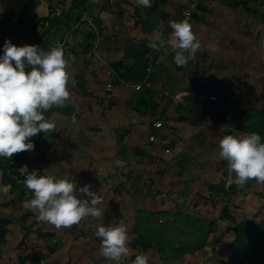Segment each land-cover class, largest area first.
<instances>
[{
  "label": "crops",
  "instance_id": "crops-1",
  "mask_svg": "<svg viewBox=\"0 0 264 264\" xmlns=\"http://www.w3.org/2000/svg\"><path fill=\"white\" fill-rule=\"evenodd\" d=\"M189 7L201 47L177 65L169 21L185 19ZM0 9V45L63 46L70 87L69 99L45 111L56 127L33 136V150L0 157V264H113L99 252L96 226L121 218L130 254L120 264L140 252L149 264L229 263L222 210L240 222L264 204V183H233L218 158L219 139L251 133L264 107V0H153L150 8L136 0H0ZM84 10L91 26L79 22ZM156 29L165 41L158 49L149 44ZM151 49L158 53L149 82L135 91L133 71ZM12 158L10 173L26 167L89 183L104 197V215L60 229L37 220V210L23 207L33 193L21 194L6 172ZM166 212L169 221L159 215ZM202 237L217 251L200 252Z\"/></svg>",
  "mask_w": 264,
  "mask_h": 264
},
{
  "label": "clouds",
  "instance_id": "clouds-1",
  "mask_svg": "<svg viewBox=\"0 0 264 264\" xmlns=\"http://www.w3.org/2000/svg\"><path fill=\"white\" fill-rule=\"evenodd\" d=\"M136 2L150 8L153 0ZM169 25L173 30V59L177 65H184L195 56L201 42L187 19L170 20ZM149 44L156 49L165 46L160 29L155 30ZM0 49V157L11 158L14 153L33 150L31 138L56 127L45 111L70 98L68 60L60 45L44 50L36 44L16 45L5 39ZM218 146V158L227 161L233 183L244 185L252 179L264 183V140L259 133L225 134ZM21 171L27 174L22 183L33 193L23 201V207L37 210V220L60 229L104 215V197L89 183L78 186L70 177L38 174L26 167ZM95 235L100 238L101 256L113 264H120L130 254L129 234L122 218L118 223L97 225ZM131 264H149V257L140 252Z\"/></svg>",
  "mask_w": 264,
  "mask_h": 264
},
{
  "label": "trees",
  "instance_id": "trees-1",
  "mask_svg": "<svg viewBox=\"0 0 264 264\" xmlns=\"http://www.w3.org/2000/svg\"><path fill=\"white\" fill-rule=\"evenodd\" d=\"M68 19L69 17L67 16V20ZM0 51H2V49H0ZM146 56L147 54L145 55V59L142 62L137 63L138 66L133 71V75L135 77L134 81L136 83L140 82L145 77V74L147 72L148 64H147ZM148 82H149V78L146 84H148ZM262 100L264 101V91L262 95ZM197 115L200 120L205 118V115L203 113ZM254 118H256L257 121L256 123L251 124L252 128L250 132L259 133L262 137V140H264V107L261 110L260 115L256 114ZM20 197L22 196L20 195ZM263 213H264V204L262 210H260L253 218L245 221L236 222L233 221V218L230 216L226 208L222 210L221 219L228 222V224L224 229V232L222 233V238L230 235L228 239L222 241L223 245L226 246L230 254L229 263L227 264H264V214ZM259 215L260 218H258ZM25 231L26 233L28 232V230ZM1 234L3 235V233ZM1 234H0V242H1V238H3ZM52 248L50 247L47 248L50 250V253H52L53 251ZM29 258L30 257L22 260L21 264H25V262ZM42 258L43 257L41 256V258L38 259H42Z\"/></svg>",
  "mask_w": 264,
  "mask_h": 264
},
{
  "label": "built area",
  "instance_id": "built-area-1",
  "mask_svg": "<svg viewBox=\"0 0 264 264\" xmlns=\"http://www.w3.org/2000/svg\"><path fill=\"white\" fill-rule=\"evenodd\" d=\"M191 7H194V4L191 5ZM191 7L187 8L186 10L183 11V16L185 19H189L190 18V13H191ZM79 22H85L87 23L89 26L92 25V22H93V17L89 14V11L87 10H84L82 13H81V16H80V20ZM158 51L156 49H151L148 51L147 53V64H148V68H147V71L149 72L154 61H155V57L157 55ZM149 78V75H146L142 81L136 83V84H132L131 87H133V89L136 91V90H139L143 85H146L147 83V80ZM112 89V86L111 84H108L106 86V90L107 91H110ZM214 99V98H212ZM153 126L155 129H158V128H161L162 127V122L161 121H156L153 123ZM148 141L149 142H153L154 141V136L151 135L148 137ZM7 164V170L6 172H9V169L13 168L14 166H16L15 164V160L12 158V159H9L7 160L6 162ZM10 173V172H9ZM11 174V177L12 179L14 180V183L17 187H19V189L26 195L28 196L30 193H31V190L27 189V187L22 183L23 179L25 178V176L27 175L26 173H17V169L14 170V172L10 173Z\"/></svg>",
  "mask_w": 264,
  "mask_h": 264
},
{
  "label": "rangeland",
  "instance_id": "rangeland-1",
  "mask_svg": "<svg viewBox=\"0 0 264 264\" xmlns=\"http://www.w3.org/2000/svg\"><path fill=\"white\" fill-rule=\"evenodd\" d=\"M35 21H37L38 23H39V20L37 19V20H35ZM23 25V24H22ZM40 25H38V28L37 29H39V30H41V27H39ZM15 169H17V168H15ZM161 217H164L165 216V219L166 220H170L171 219V215H170V213L168 212H166V213H161V214H159ZM180 218V216L178 217V219ZM189 225L188 224H184V225H182V227H184L183 228V232L184 233H187L188 231H189V229L190 228H186V227H188ZM156 227V229H161L162 227L161 226H158V225H156L155 226ZM195 227H193V228H191V232H189V234H193L194 232H192L193 230L195 231V229H194ZM171 229H173V227L171 228ZM198 232L200 233V234H204L205 235V233H206V230L205 229H203L202 227H199V230H198ZM197 233V232H196ZM201 237V236H200ZM204 237H202V238H200V239H198V248H199V251L200 252H202V250H204V248L208 251V252H210V251H212V252H216L217 251V249L216 248H214V249H212L211 247H206L208 244H210V242H208V241H206V240H203V241H201V239H203ZM162 245L164 246L165 244L164 243H162ZM180 244L178 243L177 244V246H179ZM205 253V252H204ZM206 255H200L199 256V262H201V261H203V260H206Z\"/></svg>",
  "mask_w": 264,
  "mask_h": 264
},
{
  "label": "bare ground",
  "instance_id": "bare-ground-1",
  "mask_svg": "<svg viewBox=\"0 0 264 264\" xmlns=\"http://www.w3.org/2000/svg\"><path fill=\"white\" fill-rule=\"evenodd\" d=\"M211 98H214V97H211ZM18 189H19V187H18Z\"/></svg>",
  "mask_w": 264,
  "mask_h": 264
}]
</instances>
